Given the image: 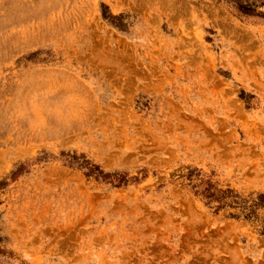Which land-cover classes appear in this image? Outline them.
<instances>
[{"label":"rangeland","instance_id":"obj_1","mask_svg":"<svg viewBox=\"0 0 264 264\" xmlns=\"http://www.w3.org/2000/svg\"><path fill=\"white\" fill-rule=\"evenodd\" d=\"M264 0H0V264H264Z\"/></svg>","mask_w":264,"mask_h":264},{"label":"trees","instance_id":"obj_2","mask_svg":"<svg viewBox=\"0 0 264 264\" xmlns=\"http://www.w3.org/2000/svg\"><path fill=\"white\" fill-rule=\"evenodd\" d=\"M263 231H264V229H263Z\"/></svg>","mask_w":264,"mask_h":264}]
</instances>
